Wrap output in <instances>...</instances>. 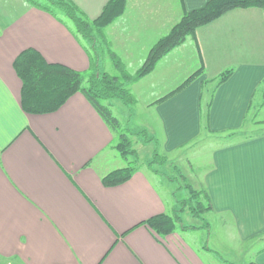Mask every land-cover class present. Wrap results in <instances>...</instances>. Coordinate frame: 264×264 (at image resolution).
<instances>
[{
	"label": "crops",
	"instance_id": "crops-1",
	"mask_svg": "<svg viewBox=\"0 0 264 264\" xmlns=\"http://www.w3.org/2000/svg\"><path fill=\"white\" fill-rule=\"evenodd\" d=\"M72 1L89 21L109 2ZM208 1L128 0L125 15L107 28L106 36L127 70L136 72L151 47L168 33L163 26H173L184 12L202 8ZM171 10L175 14L169 20ZM135 26V31L130 29ZM73 30L26 0H0V260L205 264L194 238L205 226L182 221L187 228L181 226V232L178 228L161 238L143 225L153 216L176 211L172 178L153 171L156 181L148 168H138L123 185H103L104 176L126 165L113 148V133L83 94H75L52 114L23 110L22 81L14 69L23 51L33 48L49 63L89 72V54ZM159 30L151 46L138 45L144 35ZM128 36L138 42L131 53L120 48L119 39ZM138 58L140 64L133 62ZM201 66L204 72L193 83L154 104ZM230 69L232 76L215 86ZM211 85L204 128L210 103L205 95ZM131 91L137 99L131 116L143 100L152 118L138 133L146 131L151 137L153 130L163 155L179 153L174 162L201 137L226 135L222 141L228 143L206 151L204 166L196 162L188 168L178 162L173 171L194 190L208 192L213 204L210 213L225 239L253 249L252 262L264 264V10H233L197 29L195 37L166 55ZM249 124L260 126V131L246 134ZM211 225L210 233L206 230L210 239L215 233ZM202 249L220 257L209 246ZM217 257H209L208 263L216 264Z\"/></svg>",
	"mask_w": 264,
	"mask_h": 264
},
{
	"label": "trees",
	"instance_id": "trees-1",
	"mask_svg": "<svg viewBox=\"0 0 264 264\" xmlns=\"http://www.w3.org/2000/svg\"><path fill=\"white\" fill-rule=\"evenodd\" d=\"M26 1L51 14L60 22L64 21L62 16H65L74 23L73 34L89 54L91 68L89 72H80L62 64L49 63L39 51L33 48L23 51L14 62V69L22 81L21 105L23 110L28 114L35 115L52 114L63 107L75 94L81 93L105 121L114 135V149L125 159L136 153L132 149L131 135L143 136L148 142L153 141L154 138L149 137L146 131L137 134L132 133L127 127H124L125 125L113 114L110 106L106 103L119 100L128 108L135 105L137 101L128 85L151 74L166 55L182 46L189 37H195L197 29L218 20L233 10L251 8L264 10V0H209L202 8L184 12V16L170 33L162 37L152 47L135 75H130L124 69L119 57L108 48L109 55L120 73L119 75H111L99 70L97 63H99L100 54L97 49L102 41L104 44L107 43L105 31L124 15L128 0H109L102 13L92 21L83 17L78 6L72 0ZM203 72L204 67L201 66L177 89L157 100L154 104L161 103L181 92L199 78ZM232 74L233 69L225 71L215 86L226 82ZM209 101L204 117V128L208 127L211 98ZM136 171L135 166L114 170L102 178V183L109 188L123 185L132 179ZM190 190L194 198L200 199L198 201L199 210L195 213L202 214L213 210L208 192L204 190L195 191L192 188ZM202 199H204L203 202ZM204 201L207 204L204 205ZM179 224L183 226L182 219L180 220L179 216L169 214L153 216L143 223L161 238L175 233Z\"/></svg>",
	"mask_w": 264,
	"mask_h": 264
},
{
	"label": "rangeland",
	"instance_id": "rangeland-1",
	"mask_svg": "<svg viewBox=\"0 0 264 264\" xmlns=\"http://www.w3.org/2000/svg\"><path fill=\"white\" fill-rule=\"evenodd\" d=\"M127 4H128V2H127ZM141 10H142V13H145V11H146L145 8H143L142 6H141ZM170 12H171V13H169L170 16H168V17H169V20H172L175 13L172 10ZM125 13H126V11H125ZM125 13H124V15H125ZM139 15H141V14L139 13ZM183 16H184V14L179 18V20L177 22H175V24L173 26H170L171 24H169V26H163L162 29L165 28V29H163L164 33L168 32L167 34H169L170 31L172 30V28L182 19ZM62 18L65 22L68 23V25L72 29L75 30V25L70 19H68L65 16H62ZM120 18H118V19H120ZM130 29L135 31L137 29V27L135 26V27H132ZM160 32H161V30L155 31L152 33L151 36H149V34L144 35L142 37V40L139 41V43L132 41L130 39V36H128L127 39L122 37L119 39L120 42L122 41L120 48L123 52L131 53V52H133V49L135 48V46H137V43H138V45L139 44L140 45L148 44V47H149V45L151 46L153 44V40L156 37H158L157 35H159ZM105 38L107 40L106 41L107 43L104 44V42L102 41V44L97 49L99 54H100L99 63H97V65H98L99 70L101 72H107L111 75H119L120 73L117 70V68L115 67V65L113 64L112 59L109 55V49L108 48H110V50H112L114 52V50H113L114 47L112 45L111 40L107 38L106 31H105ZM122 39H125V40H122ZM85 44L88 45V43H86V42H85ZM151 49H152V47H151ZM132 56L130 55V57H132ZM133 57H136V56H133ZM119 59H120V57H119ZM140 60H141V58H138L137 61L134 60L133 62L140 64L141 63ZM121 62L124 66V69L130 75H135L136 72L143 65V64H141L136 69V72H135L134 69L131 70V68L128 71L127 67H125L122 60H121ZM126 62H127V60H126ZM182 62L183 61H181V63ZM137 64H135V65H137ZM133 84H135V83L128 85V88L130 89V91H131V87ZM212 88H213V85L209 86L208 90L206 91L207 94L205 95V102L207 100L209 101V98H210L209 94H210ZM133 96H134V94H133ZM135 99H136V97H135ZM136 101H137V99H136ZM143 103L144 102L142 100L141 105L136 108L135 114L133 116H131L130 108L126 107L119 100L110 101V102H107L106 104L110 106L113 114L125 125L124 127H127L132 133L135 134V133H138L139 131L144 130L145 127L148 126V124L150 125V123H151L152 118H151L150 114L146 111V109L144 108ZM136 104H137V102H136ZM135 105H133V106H135ZM259 127L260 126L255 128V127H253L252 124H249V126H247V128H245L244 132L246 134H248L247 132H250L251 134H253L252 132L256 133V132L260 131L261 128H259ZM148 130H150V128ZM152 131L153 130L149 131L150 136L151 137L153 136V138H154V140L151 142L146 141V139L143 136H137V135H131L130 136V139L132 141V149L136 153L131 154L128 157V159H125L124 157H122L120 155V153L115 149V151L121 156V163L123 165H126V167L127 166H135L137 169L141 168L143 170H146L148 168V172L156 181H157V178L155 177V173H154L155 171L156 172L158 171L159 173H161L165 177H170L173 179V181H172L173 185H171V187L174 190L175 195H176L177 209L175 212H173V213L171 212L170 215L179 216L180 220L182 219L184 224H189V225L194 224L195 226H201V227L205 226L206 230H208L209 233H210V230H212L211 223H213L215 225V233L211 239L208 238L209 236H208V232L206 230L202 229L203 231H201V233H195V237H194L195 238V245L198 248L201 257L205 261V264H209L207 261V259H209V257H211V256H212V258L217 257V256L216 257L214 256L212 251H211L210 255L207 253V251H204V249H202V248H204L205 246H207V247L209 246L211 250L216 251L220 255V257L219 258L217 257L218 259H216L217 260L216 264H230V263H225L226 261L231 262L233 264H251V263H254V262H252L253 260L251 258L252 253H253V249H251V248L248 249V248H246V245L243 246L242 244H237L235 242H229V240H226L225 235H223V233L219 229V225L217 224V219H216L215 215H213L212 213H210L208 211L204 212L202 214L195 213L199 210L198 201L200 199H198V198L196 199L192 196V193L190 190L192 187L189 186V184L185 181V179H183V177H181V174L179 172L173 171V166L178 162L180 163V165H181V162L185 163V165L188 166V168L189 167L192 168V165L196 164V162H197V165L201 164V166L202 165L204 166L205 160L207 159V157H206L207 152L206 151L209 149V147L228 143V142L222 141L223 138L227 139L226 135H222L216 139L215 138L201 137L195 143V145L187 147L185 150L181 151L183 154L182 158H181V155H179L180 157H179L178 161L174 162L173 161L174 158L177 157L179 153L177 155L173 154L170 156L163 155L162 148L160 147V144H157L155 142L156 137H158V136L156 134H154ZM213 141H217V142L215 144H213ZM230 141L231 142L237 141V139H233ZM181 152H180V154H181ZM180 165H179V167H181ZM151 169H153V170H151ZM175 176H176V178L178 177L177 180L174 179ZM158 185L160 186L159 189H161L162 186L159 183H158ZM195 191H203V190L201 189V190H195ZM166 196L167 195H165V197ZM201 198H202V196H201ZM203 200L204 199H202V202H203ZM205 204H207V203H205V201H204V205ZM178 228H179V231L181 232V225L180 224L178 225ZM187 236L188 235H184V237L188 238ZM226 241H227V243H226ZM232 248H234L235 251H233ZM0 264H20V263L17 261L8 262V261L0 260Z\"/></svg>",
	"mask_w": 264,
	"mask_h": 264
}]
</instances>
